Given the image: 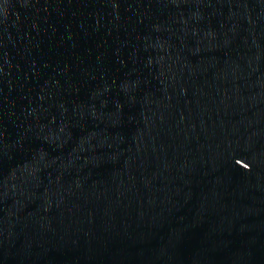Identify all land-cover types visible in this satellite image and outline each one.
<instances>
[{
	"label": "water",
	"instance_id": "1",
	"mask_svg": "<svg viewBox=\"0 0 264 264\" xmlns=\"http://www.w3.org/2000/svg\"><path fill=\"white\" fill-rule=\"evenodd\" d=\"M0 264H264V0H0Z\"/></svg>",
	"mask_w": 264,
	"mask_h": 264
}]
</instances>
